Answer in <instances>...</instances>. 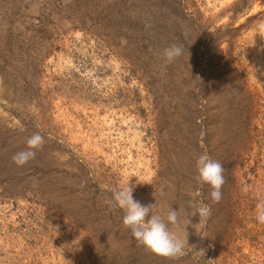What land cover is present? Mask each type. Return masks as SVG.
Instances as JSON below:
<instances>
[{
	"label": "rangeland",
	"instance_id": "rangeland-1",
	"mask_svg": "<svg viewBox=\"0 0 264 264\" xmlns=\"http://www.w3.org/2000/svg\"><path fill=\"white\" fill-rule=\"evenodd\" d=\"M128 182L165 222L180 210L183 256L124 227L110 201ZM261 201L264 0H0V264H264ZM201 203L206 223L183 215Z\"/></svg>",
	"mask_w": 264,
	"mask_h": 264
},
{
	"label": "clouds",
	"instance_id": "clouds-1",
	"mask_svg": "<svg viewBox=\"0 0 264 264\" xmlns=\"http://www.w3.org/2000/svg\"><path fill=\"white\" fill-rule=\"evenodd\" d=\"M164 56L168 62L174 61L183 54L182 46L173 44L164 49ZM45 139L39 133L31 135L27 141L25 150L15 153L12 157L17 166H24L35 159L38 150L42 149ZM196 168L198 182L201 185L207 184L211 188L210 197L213 203H219L222 199V187L225 184L224 166L221 162L214 160L207 152L197 157ZM134 185L128 184L114 191L110 204L124 212L122 223L130 230L133 238L152 253L168 258L177 259L184 255L185 242L179 239L169 225L179 228L181 212L170 209L166 222L159 215L153 213V205H142L133 198ZM199 196V191L195 192ZM151 214V215H150ZM150 218L146 220L147 217ZM183 215L199 216V222L206 223L212 215L211 207L201 203L195 210H184ZM256 219L264 224V201L257 204ZM204 249L200 252L204 255Z\"/></svg>",
	"mask_w": 264,
	"mask_h": 264
}]
</instances>
